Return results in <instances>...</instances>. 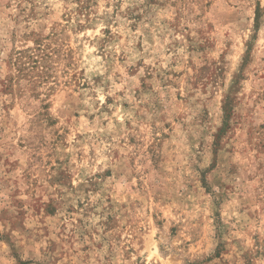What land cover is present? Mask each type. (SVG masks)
<instances>
[{"label":"rangeland","instance_id":"rangeland-1","mask_svg":"<svg viewBox=\"0 0 264 264\" xmlns=\"http://www.w3.org/2000/svg\"><path fill=\"white\" fill-rule=\"evenodd\" d=\"M0 264H264V0H0Z\"/></svg>","mask_w":264,"mask_h":264},{"label":"trees","instance_id":"trees-1","mask_svg":"<svg viewBox=\"0 0 264 264\" xmlns=\"http://www.w3.org/2000/svg\"><path fill=\"white\" fill-rule=\"evenodd\" d=\"M258 17H259V8L256 11V18H258Z\"/></svg>","mask_w":264,"mask_h":264}]
</instances>
